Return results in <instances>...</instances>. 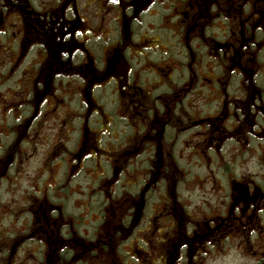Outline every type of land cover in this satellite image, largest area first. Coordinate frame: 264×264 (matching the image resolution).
I'll return each instance as SVG.
<instances>
[{
    "label": "flooded vegetation",
    "instance_id": "1",
    "mask_svg": "<svg viewBox=\"0 0 264 264\" xmlns=\"http://www.w3.org/2000/svg\"><path fill=\"white\" fill-rule=\"evenodd\" d=\"M221 151L225 182L193 184L223 190L205 219L149 195L180 153ZM248 160L264 165V0H0V264H264Z\"/></svg>",
    "mask_w": 264,
    "mask_h": 264
},
{
    "label": "rangeland",
    "instance_id": "2",
    "mask_svg": "<svg viewBox=\"0 0 264 264\" xmlns=\"http://www.w3.org/2000/svg\"><path fill=\"white\" fill-rule=\"evenodd\" d=\"M97 117V115H95ZM205 148V146L201 145L200 146V150H203ZM182 155V156H180ZM230 152L226 151V152H219L217 153V156L215 157V162L217 161V163H210L207 164L206 161H203L202 163H199L196 159L192 160V162H194L195 160L197 161V163H195L194 165H190L192 162H190L189 164H186L185 161L186 160H190V156L189 153H184V154H179V157H175L174 160L179 161V166H182L179 168L180 171H176L175 169H169V176L167 178L166 181H164V184H160L158 185L156 188L155 187H150L151 192L149 195L153 196V197H158L156 195L159 194L160 192H164V189H166V192L169 195V198L171 199V194H174V198L173 200H171V204L173 205V207H175V209H173V212L175 211L176 216L183 215V213L181 212L179 205L183 206L184 210L189 214L192 215L193 218H199V219H205L206 215L209 214L208 213V207H210V205L206 208L205 204H213L214 202V207L216 208V210L218 209V207L221 204V199L223 198V190L220 191V187L218 185H216L215 187V194L214 195H209V192L207 190V188L201 189L202 187H200L199 189L195 188L194 186L197 185V182L199 181L200 183L205 182L204 179H207V177L211 176L212 174L209 173L208 171L210 170V172H214L216 174L215 177H220L221 180L223 179V182H225V178H226V173L227 171V164H226V159L230 157ZM236 155V154H235ZM200 156L203 159V156L200 154ZM234 167V166H232ZM261 170L263 172L262 176H264V165L263 164H257L253 161H247L245 163V167L244 166H237L236 168H234V172H235V176H238L239 174L242 173H249L251 171H259ZM54 171V170H53ZM249 171V172H248ZM182 173V175H184L185 177H187V181H184V176L182 177L181 180H177V177H180V174L178 173ZM218 172H220V175H218ZM176 174V176H175ZM88 182H74L73 184V189L72 191L77 193V194H85L86 192V186H89L88 184H86ZM30 184V182H29ZM28 184V185H29ZM194 184V186H193ZM21 187L20 183H16V185L10 186L9 187V193L11 195V197L8 196H3L1 199V204H10L7 205L8 208H10L11 210H15L17 207V204L19 203L18 200L15 197V193L17 192L18 188ZM109 187H111L110 182H104L103 184H99L98 185V190H100L103 194L108 195L110 194V189ZM187 189L189 190H194L193 192H189L187 191ZM220 191V192H219ZM13 194V196H12ZM181 197V198H180ZM211 202V203H210ZM124 207V206H123ZM205 209H207L205 211ZM210 209H212V207H210ZM121 210H116L115 212H119ZM112 218H118L120 215L117 214L116 216H112L110 215ZM8 227L11 225L9 222L7 223ZM215 254L216 256L211 257L210 259H208V261L214 263V264H240V259H239V254L238 252H234V250H232L231 253H227L224 252L223 250L220 249H215ZM139 263H142L141 260L139 261ZM61 264V263H59ZM146 264V263H143Z\"/></svg>",
    "mask_w": 264,
    "mask_h": 264
}]
</instances>
